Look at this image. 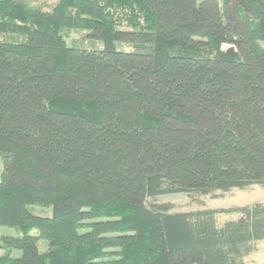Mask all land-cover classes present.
Here are the masks:
<instances>
[{
  "label": "trees",
  "instance_id": "trees-1",
  "mask_svg": "<svg viewBox=\"0 0 264 264\" xmlns=\"http://www.w3.org/2000/svg\"><path fill=\"white\" fill-rule=\"evenodd\" d=\"M0 155V264H245L263 201L156 200L264 188V0H0Z\"/></svg>",
  "mask_w": 264,
  "mask_h": 264
},
{
  "label": "rangeland",
  "instance_id": "rangeland-1",
  "mask_svg": "<svg viewBox=\"0 0 264 264\" xmlns=\"http://www.w3.org/2000/svg\"><path fill=\"white\" fill-rule=\"evenodd\" d=\"M79 33L73 32L71 35V39H78ZM68 42H70V40ZM229 46L224 45L223 48L227 49ZM4 171V159L0 155V176ZM201 200L203 201L204 205H200L196 201H193L191 197L186 194H171L159 197L156 201L159 203L169 202L174 205L175 210L178 211H190V210H198L203 208H226L231 207L234 205H242V204H249L258 201L264 202V188L255 185L251 188L241 190V189H233L223 196L219 198H211L210 196H202ZM34 213L39 215H50L51 208H36L33 207L31 209ZM236 215L231 214H219L217 216L218 224L222 225L224 222L236 218ZM38 230L33 229L30 234L31 235H38ZM22 232L18 229L1 226L0 225V236H18L21 235ZM38 248L40 252H44L47 250V241L44 234H42V238L39 239ZM0 253H3V250H0ZM21 251L18 249H14L11 251L12 256H19ZM245 264H264V240L259 241L256 246V250L246 257Z\"/></svg>",
  "mask_w": 264,
  "mask_h": 264
}]
</instances>
